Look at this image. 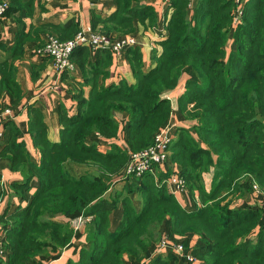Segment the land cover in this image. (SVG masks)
<instances>
[{"label": "trees", "instance_id": "1", "mask_svg": "<svg viewBox=\"0 0 264 264\" xmlns=\"http://www.w3.org/2000/svg\"><path fill=\"white\" fill-rule=\"evenodd\" d=\"M143 1L116 0V10L106 18L94 15L91 27L96 30L103 24L107 34H132L136 19L145 24L151 18L154 23V9L141 5ZM238 6L236 0H170L169 33L162 52L154 51L155 66L146 69L139 47L126 50L136 79L132 84H100L99 77L107 78L108 71L98 66L109 65L111 58L100 59L98 54L108 49H97L94 62L89 61V46L74 49L73 61L87 77L91 72L87 82L91 90L87 97L83 91L77 94L76 115L60 106L61 140L47 137L48 127L38 113L29 129L40 163L28 156L16 136L0 151V158H10L11 170L26 168L39 180L25 208L1 217L8 259L1 258L0 264H36L42 250H62L75 234L73 221L89 216L94 243L90 249L82 248L80 261L73 264H124L126 254L142 260L162 238L165 221L170 222L168 237L184 238L188 251L189 235L201 236L192 254L203 264H264V209L233 206L234 198L254 184L264 194V0L245 1L233 47L228 49ZM79 31L73 23L58 37L70 39ZM23 43L24 39L9 54L13 62L8 58L0 62V94L7 90L12 105L23 98L14 61L22 55ZM187 67L196 78L187 82L180 102L185 117L197 121L196 136L180 129L170 150L171 162L180 166L191 196L199 202L194 211L183 207L163 183L171 171L159 176L160 184L150 170L119 179L130 153L152 145L167 122L171 104L165 95L176 88ZM120 112L130 115L127 149L112 144L102 151L89 137L98 133L117 138ZM75 164L87 167L78 171ZM115 178L123 185L109 192ZM134 192L145 196L140 210L130 198ZM120 203L123 217L111 232L109 215ZM172 258L157 254L150 264H170Z\"/></svg>", "mask_w": 264, "mask_h": 264}, {"label": "crops", "instance_id": "2", "mask_svg": "<svg viewBox=\"0 0 264 264\" xmlns=\"http://www.w3.org/2000/svg\"><path fill=\"white\" fill-rule=\"evenodd\" d=\"M10 8L7 14L0 16V62L9 59L12 49L22 45V55L17 56L14 60L17 68L16 80L23 90V98L19 104L12 105L10 102V93L3 90L0 94V112L9 108L10 114H0V151L3 146L9 142L10 137H17L18 142L25 144V152L36 163H40V152L33 143L32 134L30 132V122L35 120L37 114L40 113L43 121L46 123L47 137L53 142L61 140V129L63 127L60 117L59 108L63 106L69 115L74 116L78 112L77 94L81 91L87 97L91 90L88 74H84L83 70L75 63L72 70L57 73L52 65L51 58L44 54L37 53V49L42 47L51 35L59 36L65 32L70 26L75 23L80 30L88 26H92V18L94 15L102 18L110 16L117 8L116 0H7ZM14 1V3H13ZM246 0H243L242 7ZM11 3L14 7L11 8ZM141 5H150L153 7L156 17L154 23H151V18H147L144 24L139 19H136L135 31L132 35L137 43L134 46L139 47L146 69L155 66L156 61L153 60L154 51L158 53L163 50V41L168 36V21L172 10L170 9V0L168 3L161 0H146ZM192 7V1L190 3ZM192 13L193 11L190 10ZM237 24L233 22V31L229 37L228 49L233 47V32ZM103 24H99L97 31L103 32ZM89 56V61L94 62L97 59V49H108L105 47L92 48ZM100 52L99 58H111L109 65L103 67L108 71L107 78L99 77L100 84L106 86L112 84L135 83L136 79L131 68L129 59L127 58L126 50L124 54H116L112 50ZM21 54V53H20ZM2 72L0 68V79ZM196 78L195 71L191 67L183 70L181 77L175 89L166 93L171 104V113L167 122L162 126H171L172 140L179 137L180 129L188 130L192 135L196 136L195 124L196 120L185 117L182 111L180 102L181 95L186 89V84L190 79ZM120 122L119 135L115 139H107L98 135L92 134L89 139L98 142L99 149L107 151L112 144H117L122 149H127L126 133L130 120V115L127 112H120L116 115ZM172 150H169V159L162 164L154 167L153 175L155 182L159 183V176L171 171V174L164 180L169 192L173 193L177 201L188 211H194L198 208L199 202L195 200L188 188L178 189L171 177L180 173V166L177 163L171 162ZM78 171H83L84 166L74 165ZM84 169V170H85ZM0 190L2 196L0 199V229L4 236L3 224L1 217L5 213H12L16 210L25 208L34 196L38 188V178L30 176L26 168L19 171L11 170L10 158H0ZM162 174V175H161ZM121 178V175L119 176ZM115 178L109 188L114 191L115 188L121 189L123 181ZM131 179V178H130ZM128 180V179H123ZM122 183V184H121ZM22 185V187H20ZM255 185V184H254ZM251 187L245 194L234 198L233 206H254L263 209L264 194L258 193L255 188ZM22 188V189H21ZM137 210L142 209L145 202V196L142 193L134 192L130 194ZM124 208L120 203L109 215V231L115 232L123 217ZM92 216L84 217L83 220L75 225V234L71 242L58 252H51L49 249H44L37 256L36 264H73L80 261V251L82 248L90 249L93 246L94 235L91 232ZM264 223V213L261 218ZM170 222L165 221L162 225V238L168 237ZM161 238V239H162ZM172 240L182 242L184 238L173 237ZM158 240L151 247L145 258L138 260L136 257L126 254L124 264H141L144 259L150 260L157 254L173 255L170 264H192L185 257L176 254L170 249H162L157 252ZM201 236L197 234L189 235V250L201 244ZM8 259V251H6L3 260ZM199 264H203L200 261Z\"/></svg>", "mask_w": 264, "mask_h": 264}, {"label": "built area", "instance_id": "3", "mask_svg": "<svg viewBox=\"0 0 264 264\" xmlns=\"http://www.w3.org/2000/svg\"><path fill=\"white\" fill-rule=\"evenodd\" d=\"M168 3L169 0H161ZM239 6L235 13L234 22L238 24L239 19L243 14L242 1L236 0ZM10 4L7 0H0V16H3L9 9ZM137 41L132 34L116 36L107 34L105 32L94 30L88 26L81 29L73 38L60 39L58 36L51 35L48 37L44 45L37 49V53L47 55L51 58L52 65L57 73H63L67 70H72L75 67V62L72 59L74 49L80 45L89 46L92 48L105 47L112 50L116 54H124L129 47L136 45ZM9 108L4 109L0 114H10ZM172 128L171 126L161 127L156 133L152 145L149 147L130 153V159L124 168L121 178L129 179L130 177H138L150 170L153 172L155 165L165 163L169 159V150L172 143ZM178 189L187 187L184 177L177 173L171 177ZM255 190L263 194L260 187L255 184ZM264 209V198H263ZM83 217H79L73 221L77 226ZM162 249H170L176 254L185 257L192 264H199L200 260L196 258L190 251H188L182 242H176L169 237H164L158 242L156 251L160 252ZM6 254V249L3 244V233L0 229V259ZM49 264V263H43ZM141 264H149V259H144Z\"/></svg>", "mask_w": 264, "mask_h": 264}, {"label": "rangeland", "instance_id": "4", "mask_svg": "<svg viewBox=\"0 0 264 264\" xmlns=\"http://www.w3.org/2000/svg\"><path fill=\"white\" fill-rule=\"evenodd\" d=\"M84 167H87V166H84ZM84 169H85V168H83V167L81 168V170H84Z\"/></svg>", "mask_w": 264, "mask_h": 264}]
</instances>
